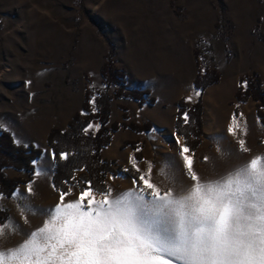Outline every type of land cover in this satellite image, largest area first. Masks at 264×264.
<instances>
[{"label":"rangeland","instance_id":"obj_1","mask_svg":"<svg viewBox=\"0 0 264 264\" xmlns=\"http://www.w3.org/2000/svg\"><path fill=\"white\" fill-rule=\"evenodd\" d=\"M112 47L115 67L127 74L124 90L150 92L143 102L117 98L116 87L107 88L102 69ZM206 70H216L220 78L197 96L196 78ZM142 81L149 88H130ZM241 87L251 96L252 91L264 92V0H0V130L17 145L41 149L34 171L46 173L37 177L25 170L3 169L8 178L29 179L33 191L28 192L26 182L12 197L2 194L0 213L6 218L0 227L6 235L0 238V249L20 245L26 234L46 223L45 216L26 213L25 205L48 209L59 202L48 137L53 129H69L74 116L83 112L88 90L95 96L108 94L109 128L120 125L101 150L103 164L114 171L104 176V183L115 195L134 187L132 172L140 175L130 157L137 158L145 172L148 162L153 164L151 180L162 190L179 193L192 185L180 155L186 140L178 134V144L167 131L181 101L189 107L202 105L201 143L190 154L203 181L219 179L264 156L258 102L252 97L239 101ZM92 105L96 111V101ZM234 114L241 126L235 136L228 132ZM125 121L151 129L138 132L124 126ZM92 124L100 127L98 120ZM239 139L245 140L248 152L240 150ZM161 171H174L175 183ZM82 172H76L72 184ZM78 191L73 188L67 199H74Z\"/></svg>","mask_w":264,"mask_h":264},{"label":"snow or ice","instance_id":"obj_2","mask_svg":"<svg viewBox=\"0 0 264 264\" xmlns=\"http://www.w3.org/2000/svg\"><path fill=\"white\" fill-rule=\"evenodd\" d=\"M182 119L190 122L187 112ZM240 127L234 114L228 132L235 136ZM92 130L98 131L99 125L83 128L85 135ZM180 140L177 137V143ZM238 143L242 152L249 151L244 139ZM190 153L182 144L185 174L193 183L179 193L152 182L153 164L148 162L145 172L135 157L130 163L140 175L132 178L134 187L128 191L114 195L110 186L100 190L90 180L82 181L83 188L67 180L66 189L54 184L59 193L54 208L24 206L26 213L45 216L46 223L26 234L20 245L0 249V264H264V156L219 179L203 181ZM52 155L55 159L56 153ZM60 159L67 160L68 153H60ZM45 174L34 171L37 177ZM159 174L175 183L174 171ZM26 187L33 191L31 181ZM73 188H79L78 194L68 200ZM11 227L23 234L15 224ZM5 235L0 227V238Z\"/></svg>","mask_w":264,"mask_h":264},{"label":"trees","instance_id":"obj_3","mask_svg":"<svg viewBox=\"0 0 264 264\" xmlns=\"http://www.w3.org/2000/svg\"><path fill=\"white\" fill-rule=\"evenodd\" d=\"M114 48L112 47L109 54L106 56V62L102 69V76L104 78L107 88L111 86L116 87V97L132 98L143 102L144 96L149 95V91L132 90L125 91L123 85L127 79L126 71L123 68L115 67L114 64ZM220 78L219 73L216 70L212 71H199L198 77L195 81V86L198 92L203 93L205 89L217 82ZM245 82V80H242ZM258 85L261 86L260 81ZM252 87V84L251 86ZM249 89H253L254 87ZM252 96L249 91L241 87L238 93V100L246 102L252 97L258 102L257 114L262 124L264 125V92L252 91ZM93 97L96 101V111L93 109L91 103ZM153 101V100H152ZM180 110L177 114L176 131L184 137L185 144L191 149V152H195L201 143L202 136V105L201 102L189 107L184 101L180 102ZM124 113V119L128 120L129 116L127 108ZM184 112L189 115V123L185 124L182 119ZM82 113H87L84 115ZM74 116L69 123V129L61 131L59 129H53L48 137L49 146L53 153H56L54 159L55 169L52 177V183L59 189H66L68 184L64 181L67 180L69 184L73 183L72 177H75L78 169H83L78 182L79 188L85 187L82 183L84 180H90L95 188L103 190L106 187L104 183V176L109 172L113 173V168L103 164L101 158V150L108 146L111 142V131L117 130L119 124H113L109 128L111 108L110 98L106 92H100L97 96L91 90L87 91L83 112ZM98 120L100 123L99 130L94 134L90 133L85 135L83 128L89 123H93ZM125 121L124 126H127ZM128 127L132 130L142 132L149 131L150 126H139L135 123L128 124ZM134 146V143H131ZM68 153L67 160L60 159V153ZM42 156V150L33 145L21 146L15 143L12 136L4 131L0 130V194L12 197L16 189L21 185L29 182V179L8 178L3 169L7 167L16 168L18 170H25L30 174L34 173V161L40 159ZM133 177H138L137 174L131 173ZM6 218L5 214L0 213V222H3ZM2 224V223H0Z\"/></svg>","mask_w":264,"mask_h":264},{"label":"crops","instance_id":"obj_4","mask_svg":"<svg viewBox=\"0 0 264 264\" xmlns=\"http://www.w3.org/2000/svg\"><path fill=\"white\" fill-rule=\"evenodd\" d=\"M144 83H146L145 81H142V82H138V83H136V82H134V83H132V87H130V88H132V89H142V88H144V87H147V88H149L148 87V85H146V84H144ZM136 102V104H138L139 102H137V101H135ZM136 104L134 105V108L136 109L137 107H136ZM138 110V113L141 111L140 110V108L139 109H137ZM180 110V107L179 106H177L175 109H174V111H175V118H174V122H172V125L170 126V128H167V131L168 132H170L172 135H173V138H177V137H179V135H178V133H177V131H176V120H177V113H178V111ZM155 125H156V123H155ZM155 125H153L154 127H155ZM174 132V133H173ZM147 133V132H146ZM174 135H176V136H174ZM177 140V139H176ZM180 142H181V140H180ZM178 144H180V143H178Z\"/></svg>","mask_w":264,"mask_h":264}]
</instances>
